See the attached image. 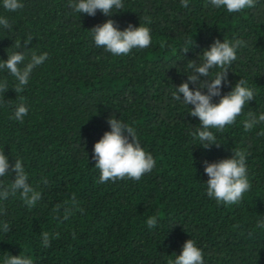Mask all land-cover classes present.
<instances>
[{
	"label": "trees",
	"instance_id": "1",
	"mask_svg": "<svg viewBox=\"0 0 264 264\" xmlns=\"http://www.w3.org/2000/svg\"><path fill=\"white\" fill-rule=\"evenodd\" d=\"M122 2L111 16L100 10L89 16L75 12L70 0H21L15 12L0 0V17L12 25H0V62L23 51V68L32 52L48 54L21 93L14 91L15 77L0 70V83L8 86L0 92V150L10 166L22 161L28 182L42 195L31 209L19 193L0 200V264L12 255L29 256L34 264H168L188 239L202 250L204 264H264V229L256 227L264 220V135L258 134L264 122L250 131L243 127L248 112L264 113V0L236 13L210 0H188L187 8L181 0ZM108 19L120 30L148 27L150 46L119 56L96 47L91 29ZM28 36L27 48L17 49ZM216 39L244 42L221 96L243 79L255 97L223 132L210 129L220 145L206 149L190 135L200 127L189 114L194 106L172 93L191 74L190 60L202 63V52ZM220 71L210 70L212 77ZM197 86L189 82L190 89ZM21 103L28 108L23 122L13 118ZM111 117L132 126L156 161L139 181L98 183L93 148L111 130ZM236 149L248 153L251 188L239 204H217L207 195L204 161L231 158ZM14 179L10 171L0 186ZM73 194L84 211L74 209L64 220L63 206ZM57 205L61 214L54 218ZM151 216L157 217L154 228L146 224ZM43 232L50 234V247L41 243Z\"/></svg>",
	"mask_w": 264,
	"mask_h": 264
},
{
	"label": "clouds",
	"instance_id": "2",
	"mask_svg": "<svg viewBox=\"0 0 264 264\" xmlns=\"http://www.w3.org/2000/svg\"><path fill=\"white\" fill-rule=\"evenodd\" d=\"M210 2L215 8H225L228 13L240 12L245 8L255 6V0H210ZM181 5L187 8L188 0H181ZM3 7L6 11L15 12L23 8V3L21 0H3ZM70 7L75 12L89 16H95L97 10L106 16H111L114 12L113 9H123V2L122 0H70ZM0 25L9 30L12 28V25L4 17H0ZM91 34L96 47H103L115 56L127 55L133 49L148 48L152 42L148 27L142 25L134 27L129 24L127 28L120 30L112 19L94 26L91 29ZM32 38V36H28L23 40V44L21 41H17L16 48H27L26 46ZM243 44L244 42L241 40L232 43L225 39L223 41L216 39L209 49L202 52V63L197 64L190 60L188 68L191 69V74H188L187 81L181 83L172 93L175 100L182 101L185 105L194 106L189 114L199 119L200 127L190 135L197 138L200 141L199 145L206 149L213 144L217 147L220 145L210 129L223 132L226 125L235 123L244 106L255 97L254 91L246 86L247 81L243 79L236 82L229 93L221 96V88L224 84L230 83L227 80V70L237 59L236 49ZM161 47H164V42H161ZM187 50L188 48H185L183 51L187 52ZM47 56V53L37 55L32 52L30 61L21 68L19 65L24 63L26 56L23 51H16L8 54L7 60L0 62V70L6 69L11 76L15 77L18 83L14 91L21 93L23 86L28 84L33 69L43 64ZM217 67L222 71L212 77L210 70ZM201 76L206 79L200 80ZM189 82L198 86L195 89H190ZM205 88L206 92L201 90ZM7 89L6 81L0 83V92L5 93ZM216 96L221 97L219 103L212 102V98ZM27 113L28 108L21 103L17 106L13 118L23 122ZM247 117L243 122L245 131H250L256 124L264 122V113L256 116L254 113L248 112ZM108 123L111 130L106 131L93 148L92 159L95 160V167L100 170L98 183L125 178L139 181L143 175L152 171L156 161L151 154L144 151L132 126L114 117L109 118ZM258 134L264 135V131ZM247 156L246 150L236 149L231 158L213 163L204 161V171L209 177L206 182L207 195L215 199L217 204H239L243 194L251 188L247 177ZM10 171L15 173V179L7 187L0 186V200H6L10 195L15 197L19 193L24 204L31 209L42 198L41 193L28 182V175L22 161L16 159L15 163L10 166L7 156L3 150H0V177L9 174ZM44 183L47 184L48 181L44 180ZM61 207V205H57L53 209L54 218H59ZM77 208L78 203L75 194H73L71 201H66L63 206V219L67 220ZM78 210L81 213L84 211L82 208H78ZM146 224L149 228H154L157 225V217H149ZM256 227L264 229V220L257 221ZM9 230V225L5 223L3 231L7 233ZM73 235L75 236V234ZM41 236L42 245L45 248L50 247V234L43 232ZM55 237L58 238L59 233H56ZM3 264H34V262L26 255H12L6 257ZM168 264H204L202 250L195 245L192 239H188L183 244L181 253L176 255L174 260L169 259Z\"/></svg>",
	"mask_w": 264,
	"mask_h": 264
}]
</instances>
